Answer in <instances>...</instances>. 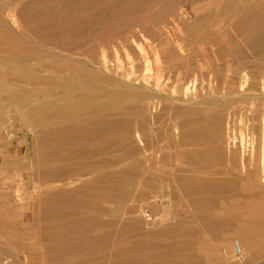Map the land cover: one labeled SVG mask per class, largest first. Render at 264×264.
<instances>
[{"label":"bare ground","instance_id":"obj_1","mask_svg":"<svg viewBox=\"0 0 264 264\" xmlns=\"http://www.w3.org/2000/svg\"><path fill=\"white\" fill-rule=\"evenodd\" d=\"M39 1H38V3H39ZM51 3H54V2L50 1V4ZM48 5H49V3H48ZM34 6L35 5H33L32 7H34ZM49 6H51V5H49ZM52 6H53V8L55 7V9H57L56 6L63 8L64 11H66V13H68L72 17L75 16L76 19H77V17H76L77 14L84 15L85 18L83 20H81V22H83L82 24L85 23V24L93 25V24L98 23V22H108V23L110 22V23H112L114 25L113 31L105 32V33H111L110 35H108V38H109L108 44L105 43V40H100L103 37H101L97 41V43L100 44L101 46H103V45L114 46L117 44V42L119 40L120 41L122 40L121 43H123V42L127 43V42L132 41V40L135 42V39H133V38H137V36L135 37L136 34H138V35L141 34L143 38H146L148 43H147V46H145V48H144L142 46V43L140 45L139 44L140 41H138V45H139V48L141 50L139 53V58H140L139 67H137L136 65H133L132 66L133 70L130 74L123 73V79L125 78L126 80L124 79V82H120L117 80L116 83H114L115 84L114 88H116L115 90L109 91V90H107V87H106V83L110 82V81L114 82L113 80L116 79L117 75H116L115 79H111L112 77L111 78H110V76L107 77L104 74L103 70L108 68V66L106 64L107 63L106 60L108 59V57L105 56L106 54H104V56L106 58L104 59L103 63H100L101 64L100 65L101 67L99 66L100 68H98L97 70H90L89 68H87V66L85 64L81 65L79 63V65L82 66L80 68L82 73L75 72V77H73V79H75L76 77L80 79L79 84H80V86L83 85L84 86V87L82 86L83 88L88 87V86H85V84L88 85L91 82L90 83V90H88L89 87L87 89L90 92L87 93V91H86L87 94L84 93L85 95H83L82 97H79L77 99H73V97H75V96L72 97L70 94L72 93L73 90L77 89L76 88L77 86L76 87L74 86L76 84V81H75V84H71L72 82L71 83L68 82L66 84V88H64V90H63L65 93L63 96H61V97L58 96V98H54L53 94L48 92V95L46 96V98L42 99L40 104L36 108L33 107L34 111L36 112V115H37L36 121H35V124H36L35 126L38 128V130L40 132L46 133L45 142L44 141H42L44 143L40 142V143L45 145V149L41 154L42 158L39 160V162H41V164H43L45 166L46 173H48V172L50 173L51 168H55L56 165L63 166L64 164H68V162L70 160H74L76 158V155H78L77 158H81V159L85 158V159L89 160L90 158L92 159L94 157L98 158V160H95V161L89 160V162L87 161V163L86 162H85V164L83 163L84 165L82 164L83 167H85L87 170L91 171V172H89L90 174H92L93 172H95L101 168H104V167L109 168V170H111V171H114L116 167H122L123 173H125V175L127 176V182H132L141 176V175H137V173L141 172V170L144 171V169L147 165V172L146 173H147V176L150 178V176H152V175H149L150 171H153V172L155 171L157 173V170H160L161 168L165 169V167H166V163L162 161V159H163L162 154L164 151L161 148H162V142L165 139H168L170 137L171 130L170 131L169 130L161 131L162 130L161 129L158 131L157 134H154V133L152 134L151 129L148 128L149 130L147 129L148 130L147 131V137L144 140V139H138L139 138L138 137L139 132L137 133L138 129H137L136 125H138V123H140V121L142 119L145 120V117L147 116V111L151 110V108H154L156 105H162L163 110L165 111V114H169L172 117L176 116L177 111L173 110V109H175V103H176V104H178L176 106V108L178 109V113H177L178 117H176V118H179V123H178L179 126L177 128V131L178 130L180 131L179 132V135H180L179 139H181V140H179V142H181L180 147L183 150H186V149L189 150L191 148V147L188 148L190 143L192 144V146H195V147L198 146L196 148L197 150H199L198 148L201 149V147L205 146L206 149L204 150V152H202L203 154H200V155L197 154L198 157L202 156V158H203L202 159V162H203L202 166H204L203 164H207L209 162L210 163L212 162L213 163L212 165H217V164H218V166L221 165L222 169H223V167L234 168V169H236L238 167H240V168L249 167L252 169V171L250 170L249 174L247 176L240 177L239 186L246 187L247 184L249 185L251 183L252 184L255 183L256 185L263 184L262 182H264V44H261V42H257V39H258V36H260V35L264 36V0H57L56 4L55 5L52 4ZM37 8H39V7H37ZM50 8H49V10H50ZM52 10L55 11L54 9H52ZM23 11H25V10H23ZM56 11H58V10H56ZM45 12H44V14H45ZM62 12H61V14L64 13V12L63 13ZM55 13H58V12H55ZM55 13H54V15H56ZM146 13H147V15H146ZM44 14H43V16H44ZM50 15H49V18H51ZM54 15L52 14V16H54ZM69 19H71V18H68V20ZM37 20H36V22L39 21V20L38 21ZM40 21H41V19H40ZM69 22L71 23V21H69ZM59 23H61V22H59ZM70 25H72V24H70ZM95 26H97V25H95ZM31 28H34V27H31ZM99 28L100 27H98V29ZM58 30H59V28H58ZM75 30H76V28H75ZM27 31H25V32H27ZM95 31H96V29H95ZM33 32H32V34H33ZM45 32H46V30H45ZM82 32H83V29H82V31H80V34L79 33L74 34V37L71 39V42H73V43H71L72 45L68 41V42H66V43L64 42L62 44L57 43V44H55V47L56 46H58V48L62 47L63 48L62 51L68 52L70 54L69 57L72 59L74 55H78L81 53V51L83 50L82 48L87 46V43L89 44V42H85L84 40H82L80 38L83 35ZM91 32H94L93 28H92ZM38 33H39V31H38ZM42 33H43V31H41V35L43 36L44 33L43 34ZM51 33H53V31ZM54 33H56V32H54ZM64 33L66 34V32H64ZM29 34H31V33L29 32ZM29 34H28V36H29ZM23 35H21V36H23ZM36 35L37 34H35V36ZM105 35H103V36H105ZM146 35H147V37H146ZM63 36L60 34V37H63ZM99 36H100V34H99ZM27 37H25V39H27ZM55 37H57V36H55ZM31 38H32V36H31ZM41 38H44V37H40V39ZM262 38L264 40V37H261V39ZM64 40H66V39H64ZM96 40H94V41H96ZM139 40H141V37ZM29 41H31V43L34 42L32 39ZM92 41H90V42H92ZM136 42H137V39H136ZM124 46H128V45L126 44ZM132 46L133 45H131L130 47H132ZM40 47H43V46L40 45ZM52 47L53 46H51V48ZM80 49H82V50H80ZM51 50H52V52L54 51V49H51ZM133 50H135V52H136V49H133ZM243 50L247 51V52L250 51L251 54L250 55L247 54L248 56L246 54L239 55V53ZM55 51H58V49ZM63 52H62V54H63ZM36 53H38V52H36ZM39 54L41 55V53H39ZM59 54H58V52H56V55H57V57L55 56L56 59L57 58L59 59V57H60V56L58 57ZM109 54H111V53H109ZM14 57H16V56H14ZM17 57H19V56H17ZM49 57L50 56H48V58ZM110 57L112 58V56H110ZM110 57H109V60H110ZM11 58H13V57H11ZM42 58H45V57H41V59ZM50 58H52V57H50ZM118 58H119L118 59V61H119L120 57H118ZM72 61H74L77 64L76 60H72ZM16 62H18V61H15L14 63H16ZM29 62H30V60H29ZM80 62H83V61H80ZM110 62H111V60H110ZM120 62H121V60H120ZM131 62H133V61H131ZM0 63H2V62L0 61ZM31 63H32V61H31ZM123 63H125V62H123ZM16 64H21V63H16ZM133 64H136V63H133ZM32 67H34V66H32ZM122 69H124V67H122ZM53 70H54V68H53ZM107 71L109 72V70H107ZM122 72H124V70ZM138 73H139V75H138ZM249 74L251 75L252 80H251V82H248V84L247 83L245 84V79ZM71 78H72V76H71ZM128 80H130V81L128 82ZM77 81H79V80H77ZM206 81L208 84L205 86ZM60 82H62V81H60ZM180 82H182L183 84L179 88ZM37 86H40V85H37ZM56 87H53V88H56ZM78 88H80V87H78ZM81 89L82 88H80L79 90L77 89V90L81 91ZM49 90H51V89H49ZM82 91H84V89ZM61 93H62V91H61ZM54 95H55V93H54ZM42 96H43V94H42ZM14 102H16V101H14ZM25 102H28V101L26 100ZM248 103H249L250 107H253V109H252L253 111L259 113L255 116V119L257 118L259 120V125L256 126V128L253 132L252 142H250L251 139L247 140L246 137H244V136L243 137L241 136L242 138L239 140L237 137L238 134L232 135L235 133L234 131H236V130H234L233 132L228 131V133L232 132L231 135L230 134L224 135V133L226 132V131L224 132V128H226L224 126L227 124V122H230L229 121L230 118L237 113L238 109L243 104H248ZM173 111L176 112V113H174L175 114L174 116H173ZM245 111H247V110L245 109ZM239 112H241V110ZM242 112H244V111H242ZM150 114H152V113H150ZM31 115H32V113H31ZM111 116H120V117L122 116V118L124 117V122L112 121V122L101 123V121L104 118L106 119V117L108 118ZM240 116H241V114H240ZM153 117H154V114H153ZM149 118H151V117H149ZM157 118L159 119L158 121H160L163 118V116L159 115V116H157ZM32 119H31V121H32ZM110 119L111 118H109V120ZM115 119H116V117H115ZM169 119H171V118H169ZM106 120H103V121H106ZM172 121H173V119H172ZM164 122L165 121H163V124H164ZM241 122H243V121H241ZM237 123H238V119H237ZM165 124H167V123L165 122ZM91 125L95 126V128L93 129ZM144 125H146V124H144ZM231 126H232V124H231ZM232 127H233V129H236L234 125ZM230 130H232V128ZM247 132L245 131L244 133H247ZM176 135H178V134H176ZM232 136H235V137H232ZM248 138H249V136H248ZM103 144H106V145L104 146ZM129 144H135V145L134 146L131 145L132 146L131 147ZM129 146H130V148H129ZM169 149H171L170 146H169ZM193 150H194V148H193ZM118 152H120L121 156H120V154L119 155L117 154ZM123 152H125V153L122 155ZM2 154H4V153H2ZM163 155H166V154H163ZM178 157H180L182 159V156H178ZM188 157H190V156H188ZM166 158H168V157L166 156ZM183 158H185V156ZM171 159H172V157H171ZM191 161H192V159H190V162ZM193 162H194V159H193ZM199 162H201V161H198V163ZM80 163H82V161H80ZM80 163H78V165ZM169 163H171V162H169ZM194 164H196V163H193V165ZM144 165H145V167H144ZM143 167H144V169H143ZM179 167H180V165H179ZM188 167H190V166H188ZM207 167H209V164ZM74 168L76 169V167H74ZM213 168H215V167H213ZM260 170H263V175L260 174ZM219 171H220V169L217 172H219ZM78 172L79 171L77 169V170H72V171H70V174H67L69 172H66V170H60L59 169V170H57L56 175L59 176L58 180H60L62 182H64V181L68 182L70 185H74L76 183V181H78L80 178L83 177V175L79 174ZM114 172H116V170ZM120 172H122V171H120ZM144 172H143V174H144ZM224 172L225 171H223V173ZM163 173H164V171H163ZM203 173H204V171H203ZM102 175H104V174H102ZM164 175H165V173H164ZM93 176H94V174H93ZM161 176H162V174H161ZM110 177L108 178V180L110 179L109 181H111L112 178L115 179L114 177H117V176H113L112 178H110ZM118 177H119V175H118ZM117 178H116V180H117ZM85 179H84V181L82 180L83 183L86 185V186L82 185L83 187L84 186L86 187V188L84 187L85 190L81 189V191H83V193L80 192L82 195L78 192H75L74 190L69 191V192L68 191L67 192H65V191L59 192V193L55 194L54 195L55 197H53L54 199H53V203H52L53 204L52 206L54 208L50 209L48 211L49 214H47V215L50 217L59 218V220L60 219L62 220L68 216H75V217L79 216L80 207H81V205H80L81 201L79 200L80 196H87V197L91 196L92 197V199H93L92 203H91V205H89L91 210L93 209L95 211L100 212V210H102L101 209L102 204L108 205L110 202H107V199H105V197H106V195H109V194L111 195L112 190H110V191L107 190V192H100L98 190L99 192L97 191L98 193L95 192L96 193L95 194L92 192V186H94V185L91 186V178L86 179V180ZM104 180H106V179H104ZM145 180L147 181V179H145ZM204 180L205 179H203V181ZM212 180L213 179H211L210 182H212ZM96 181H99V180H96ZM106 182H108V181H106ZM200 182L198 184H203V182H201V183ZM208 182L205 184H208ZM213 182H214V180H213ZM210 184L211 183H209L208 185L210 186ZM50 185L52 186V183ZM197 186H198V188H197ZM197 186L193 187V189L191 187H189V189H192V191H194L195 190L194 188H197V189H199L198 191H200V192L202 191L203 194H204L203 190L205 189L206 196H205L204 201H203V206L205 207V209L209 210L210 206L213 207L211 205L212 204L211 202L214 200L213 197H212V199L209 198L210 196H208V194L210 195V193H207L211 186L210 187L209 186L207 187L206 185H200V186L197 185ZM111 187H113V186H111ZM143 188H145V186H143ZM147 188L150 189V186H148ZM253 188H252V190H251V188H249V189L251 191H253L254 190ZM246 189H247V187H246ZM213 190H210L209 192H212ZM250 190H247V191H250ZM12 191H11V193H12ZM186 191H189V190H186ZM198 191H197V193H200ZM215 191H217V190L215 189ZM215 191H213V192L215 193ZM149 192H147L148 195L150 193H152V194L154 193L152 191L150 193ZM195 192H196V190H195ZM258 192H260V193H258V194L255 193L254 196H251V197L252 198L254 197V199H255L256 196H261V195L264 196V190L263 189L258 191ZM7 193H10V192H7ZM253 193L254 192H252V194ZM190 194H191V192H190ZM139 195H141V193ZM107 197L109 198V196H107ZM129 197H131V196H129ZM158 197L161 198L159 194H158ZM175 197H177V196H175ZM206 197H208V198H206ZM134 198H135V196H134ZM83 200H85V199L83 198ZM89 200H91V199H89ZM131 200H130V202H132ZM139 200L141 201V199H138L137 201H139ZM83 203H87V202L84 201V202H82V204ZM175 203H177V202H175ZM252 203H254V202H252ZM139 204L140 205L142 204L143 207L145 205L144 202H141ZM146 204H147V202H146ZM160 204L163 205L162 201L160 202ZM160 204H159V210L161 207ZM85 205L86 204H83L82 206L84 208H86L87 206L85 207ZM193 205H195V204H193ZM127 206H129V205H127ZM130 206H133V205L131 204ZM103 207H104V205H103ZM116 207H118V206H116ZM137 207L134 206V208H137ZM146 207L147 206H145V208ZM151 207H152V205H151ZM108 208H106V209L109 211L110 208L109 209ZM224 209H226V208H224ZM232 209L233 208H231V210ZM87 210L88 209H86V212H87ZM104 210H102V211H104ZM114 210H116V209H114ZM132 210H133V207H132ZM132 210H131V212H133ZM141 210L139 213H141ZM231 210H226V211H223V210L220 211L219 210L220 213H218V215H219L218 217L207 218L205 223L207 222L208 229L209 228H211L209 230H212V229L218 230V228L224 229V227L227 225V221H226L227 218H225V217L226 216L231 217V215L233 213L232 211H234V210H232V211ZM108 211H105V212H108ZM134 211L136 212V210H134ZM161 211H163V210L161 209ZM48 212H46V213H48ZM81 212H82V210H81ZM109 213L111 215H113L112 211H109ZM123 213H124V211H123ZM139 213H136V215H138ZM143 213H145V212H143ZM143 213H141L140 217L139 216L136 217L135 213H134V216L136 218H141V219H143V217L146 218V214H143ZM103 214L106 215V213H104V212H103ZM156 214H155V216H156ZM252 214H253L252 217L254 220L253 221L254 223H252L253 226L251 227L252 230L249 232L250 233L249 235L247 234V235H244L242 237V241H241L242 243L238 242V247L241 249L242 254L246 253L248 250H258L260 248V241L257 240V238H258L257 236H258L259 232H262L264 230L257 227V224L255 222V220L258 216L257 212H253ZM92 215H95V214L92 213ZM111 215L110 216L108 215L109 218L111 217ZM142 215H143V217H142ZM161 215H162L161 217L160 216H158V217H160L164 220L166 218V215H168V213L164 212ZM153 216H154V214H153ZM114 217L115 216H113V218ZM116 217H117V215H116ZM125 217H126V215H125ZM247 217H249V216H247ZM92 219H94V218H92ZM111 219L112 218H110V221H111ZM162 219L159 221L163 224L166 223V222H164L165 220L162 221ZM59 220L56 221L54 223V225L50 226V228L47 227L45 229V231H47V233H48V230L50 231L51 227L54 229V231L52 232V234H49V236H47V238L45 237V239H43V240L47 241V240H52L53 238L55 239L56 237H58V238L62 237L65 239V241L69 242L68 245L66 246V248L63 249L57 245H55V246L50 245L48 247V250H47L46 244L40 245V250H42L45 255H47V252L49 251V253H50V255H49V261L50 262L49 263H51V264H105V263H107V264H202L204 261H207L208 264H222V263H227V259H226L227 258L226 257L227 249H230L232 247L231 236L229 234H226L225 230H224L225 233L220 234L221 235L220 239H219V237L216 238L219 240H217L218 242L215 240L217 242L215 244H213L207 240H204V239H202L200 241V243L199 242L196 243L192 239V236H193L191 234L192 232L188 233L187 230H186L187 232H185L184 228H182L183 224L178 223V226H180L183 229V231H181L179 234L176 235V232L178 230H176L177 227L174 228V226H173L174 230H176V231H174L175 236H177V238L180 239V241L178 240V242L172 241L170 243H167V245L162 246L160 243L156 244V242H157V240H156L155 243L154 242L141 243V244H139L138 249L133 247V246L128 247V248H124L123 247L124 242H122L123 244L119 245L120 247H117L113 251L110 250L111 252H108L109 254L103 253V251H101V253L99 254V258H97V257H95V255L97 254V250L98 249L100 250V247L94 246L93 247L94 249H92V248L91 249L90 248L85 249V248L77 246L75 244V242L73 241L75 234H78V233L82 234L84 231V229L82 228L83 224L81 225L82 222L78 219L74 220L73 225H75V227H77L74 230L71 227L72 225L69 222L70 220L69 221L66 220L65 222H61ZM97 220H99V219H97ZM101 220H102V218H101ZM112 220L115 222L114 219H112ZM151 220H150V222H151ZM113 221L110 223L111 225L113 224ZM83 222H85V221L83 220ZM16 223H18V221ZM149 223H147V225ZM175 223H177V222H175ZM96 224L97 223L95 222V225ZM154 224L156 226L157 223H154ZM166 224H164L165 227H168L169 225L172 226V224H170V223H166ZM162 225L159 226L160 229H158L157 232H155L154 234L152 232V235H151L152 239L156 238V239L160 240V238H163V237L172 238V235L174 234L172 232V228H170L171 231H169L170 229L165 230V228ZM243 225L245 226L244 223H243ZM96 226H99V224ZM129 226H130V224H129ZM155 226L153 227V229H156ZM92 227H95L94 224L92 225ZM239 227L241 228V225ZM132 228H133V226H132ZM95 229L96 228H94V231H95ZM145 229H146V227H145ZM145 229L143 228V230H145ZM245 229L249 230L247 228V225L243 229L241 228L242 231H244ZM260 230H262V231H260ZM51 231H52V229H51ZM123 231H125V230H123ZM179 231H180V228H179ZM119 232H120V230H119ZM127 232H125V233H127ZM47 233H45V234H47ZM147 233H149V232H147ZM193 233H194V231H193ZM91 234H92V232H91ZM93 236H94V234H93ZM93 236H91V237H93ZM148 236H149V234H148ZM145 238H146V236H145ZM115 239H117V238H114V240ZM123 239H125V238L123 237ZM87 240H89V239L87 238ZM90 240H91V238H90ZM98 243L100 244V242H98ZM108 243H110V242H108ZM262 243H264V242H262ZM111 244H112L111 246H113V243H111ZM116 244H117V242H116ZM119 244H121V241ZM159 244L161 246H159ZM83 247H85L84 244H83ZM104 247L106 248V246H104ZM114 247H115V243H114ZM35 248H36V246L32 247L33 250ZM233 248H234V251H235V249L237 250L236 246L235 247L233 246ZM103 249H101V250H103ZM161 249L162 250L164 249V252H159V250L161 251ZM195 253H200V254L202 253V254H201V256L198 257V255H195ZM234 253H236V251ZM32 255H33L32 252H27V251L26 252H18L16 250H13L10 252V256L12 257V259L14 261L13 264H30L31 259H32ZM82 255H83V257H84V255H87V257L89 256L90 259L85 260V258L84 259L81 258L82 260H85V261H80L79 258ZM164 255L166 256V259H161V258H163ZM97 256H98V254H97ZM39 257H40V255H39ZM113 258H117V260L115 262H113L112 261ZM2 259H4V258H2ZM100 259H101V262H100ZM246 262H247L246 260H243V261H240L238 264H246ZM204 264H205V262H204Z\"/></svg>","mask_w":264,"mask_h":264},{"label":"rangeland","instance_id":"obj_2","mask_svg":"<svg viewBox=\"0 0 264 264\" xmlns=\"http://www.w3.org/2000/svg\"><path fill=\"white\" fill-rule=\"evenodd\" d=\"M38 1L39 0H0V61L2 62V63H0V190L2 191V192L0 191V264H13L14 261H13L12 257L10 256V252L13 250H16L18 252H26V251L32 252L33 255H32V259H31L30 264H38V263L41 264L42 262H43L42 264H47V263L51 264V263H49L50 262L49 261V255H50L49 251L47 252V255H45L44 252L42 250H40V245L46 244L47 250H48V247L50 245H54V246L57 245V246H60L61 248L64 249V248H66V246L69 243V242L65 241V239L62 237H59V238L56 237L55 239L53 238L52 240H47V241L43 240V239H45V237L47 238V236H49V234H52V232L54 231V229L52 227H51L52 231L50 229L51 232L47 229L48 233H47V231H45V229L47 227L50 228V226L54 225V223L59 220V218L50 217L47 215V214H49L48 211L50 209L54 208L52 206L53 205L52 204L53 199H54L53 197H55L54 196L55 194H57L59 192H64V191L69 192V191L74 190L75 192L83 193V191H81V189L85 190L84 187L86 185L83 183L85 178L86 179L91 178V186L94 185V186H92V192L93 193L97 192L98 190L100 192H107V190L108 191L112 190L111 195L110 194L106 195V197L109 196V198L105 197V199H107V202H110V203L108 205L102 204L101 209L102 210L105 209V210L104 211L100 210V212H99V211H95L93 209L91 210V208L89 206V205H91L92 200H93L91 196L90 197L80 196L79 200L81 201V204H80L81 207H80L79 216H76V217L75 216H68L62 220L60 219L59 221L65 222L66 220H68V221L70 220L69 222L72 225L71 227H72V229L75 230L77 227H75V225H73V221L77 220V219L80 220L82 222L81 225L83 224L82 228L84 229V231L82 234L81 233L75 234L73 241L75 242V244L77 246L85 248V249L86 248L94 249L93 248L94 246L100 247V250L98 248H97L98 250L96 249L98 256L96 254L95 257H97V258H99V254L101 253V251H103V253L111 252L114 249H116L117 247H120L119 245H122L123 244L122 242H124V244H123L124 248H128V247L133 246L137 249H138L139 244H141V243H147V242H154L155 243L156 240H157L156 244L160 243L162 246L167 245V243H170L172 241L178 242V240L180 241V239L177 238V236H175L174 231L178 230L177 231L178 233L176 232V235H177L181 231H183L182 228H184L185 232H187V231H188V233L192 232L191 233L193 235L192 239L196 243H198V242L200 243V241L202 239H204V240H207L213 244L218 242L217 240L220 239V236H221L220 234L225 233L224 232V230H225L226 234H229L231 236L232 247L230 249H227V255H226L227 263H222V264H238L240 261H243V260L247 261L246 264H264V243H262V242H264V231L260 230L262 232H259V234L257 236L258 237L257 240L260 241V248L258 250H248L246 253H244L242 255H237L236 253H234L236 251V249L234 251V248H233V246L234 247L238 246V242L242 243L241 241H242V237L244 235L250 234L249 232L252 230L251 227L253 226L252 223H254L253 222L254 220L252 217L253 212H257V214H258V216L255 220L257 227L264 230V196H262V195L256 196L255 199H254V197L253 198L251 197V196H254L255 193H257V194L260 193L258 191H260L262 189L264 190V182H262L263 184H260V185L259 184L256 185L255 183H253V184L251 183L249 185L247 184L246 185L247 189H246V187H244V186L243 187L239 186V179H240V177L247 176L249 174V171L250 170L252 171L251 168H249V167H246V168L238 167V168L234 169V168L223 167V169H222L221 165H219L220 167L218 166V164L212 165L213 164L212 162L211 163L209 162L207 164H203L204 166H202V163H203L202 159L203 158H202V156L198 157L197 154H199V155L203 154L202 152H204V150L206 149L205 146L201 147V149L198 148L199 150H197L196 148L198 146H196V147L192 146V144L190 143L188 148L191 147L192 149L190 148L189 149L190 151L188 149L183 150L180 147L181 142H179V140H181V139H179L180 138V135H179L180 131L179 130L177 131V128L179 126V124H178L179 118H176V117H178L177 116L178 109L176 108V106L178 104H176V103H175V109H173V110L177 111V113L175 111H173V116L175 115L174 113H176V116L172 117L169 114H165V111L163 110V106L162 105H156L154 108H151V110L147 111V116L145 117V120L142 119L140 121V123H138V125H136V127L138 129L137 133L139 132L138 133V135H139L138 139H144V140L147 137V131L149 129H151L152 134L153 133L157 134L158 131L161 129H162L161 131H166V130L170 131L171 130V132H170L171 138L169 137L168 139H165L162 142V148H161L164 151V152L162 151L163 154H166V155L162 154V157H163L162 161L166 163V167H165V169L161 168L160 170H157L158 174L155 171L154 172L150 171L149 175H152V176H150V178H149L147 176V173H146L147 172V165H146V167L144 165L145 169L143 167L144 171L145 170L146 171L144 172L141 170V172L137 173V175H141V176L132 182H127V176L125 175V173H123L122 167H116L115 168L116 172H114L115 170L111 171V170H109V168L104 167V168H101V169L93 172L92 174H90L89 172H91V171L87 170L85 167H83V165L85 164V162L86 163H87V161L89 162V160L95 161V160H98V158L94 157L92 159L90 158L89 160L85 159V158L81 159V158H77L78 155H76V158L74 160H70L68 162V164H64L63 166L56 165L57 167L58 166L59 167L57 168L55 166V168H51L52 172L50 171V173L49 172L46 173L45 166L43 164H41V162H39V160L42 158L41 154L45 149V145L42 143L45 142L46 133L40 132L38 130V128L35 126L36 125L35 121H36L37 115H36V112L34 111V108H36L40 104L42 99L46 98V96L48 95V92L52 93L54 98H58V96H60V97L63 96L65 94L63 90H64V88H66V84L68 82H70V83L72 82L71 84H75V81H76V84L74 86L75 87L77 86L76 88L78 90L80 88H82L81 91H78L77 89L72 91V93L70 95L72 97L75 96V97H73V99H77L79 97H82L83 95H85L84 93H86V91H87V93L90 92L88 90H90V83L91 82L88 85L85 84V86H88L89 89H88V87L83 88L84 86L83 85L80 86V84H79L80 83L79 78L76 77L75 79H73V77H75V72L82 73V71L80 69L82 66H80L79 63L81 65L85 64L87 66V68H89L90 70H97L98 68L101 67L100 63L104 62V59L106 58L105 56L108 57V59L106 60L107 61L106 64H107L108 68L103 70L104 74L107 77H109V76H110V78L112 77L111 79H115V77L117 75L116 79L113 80L114 82L110 81V82H107L108 84L106 83V87H107V90H109V91L115 90L116 88H114L115 87L114 83H116L117 80L120 82H124L125 78L123 79V73L130 74L133 70L132 69L133 65H136L137 67H139V64H140L139 53L141 50L139 48L138 41H140L139 42L140 45L142 43V46L144 48H145V46H147L148 42H147L146 38L142 37L141 34H139V35L136 34L135 37L137 36V38H133V39H135V42L132 40V41H129L127 43H124V42L121 43L122 40L121 41L119 40L117 42V44L114 46L107 45L109 48L106 45L101 46L100 44L97 43V41L101 37H103L100 40H105V43L108 44V40H109L108 35H110L111 33H105V32L113 31L114 25L112 23H110V22L109 23L108 22H98V23H95L93 25L85 24V23L82 24L83 22H81V20H83L85 18L84 15L77 14L76 15L77 19H76L75 16H73V17L70 16L68 13H66V11H64L63 8H61L59 6H56L57 9H55V7L53 8L52 4L55 5L57 0L56 1L50 0V1L54 2L51 4H50L49 0H46L47 2L45 0H40L39 3H38ZM48 3L52 7L49 6ZM33 5H35V6L32 7ZM37 7H39V8H37ZM48 7L49 8L51 7L50 10ZM52 9H54L55 11H53ZM23 10H25V11H23ZM56 10H58V11H56ZM44 12H45V14H44ZM55 12H58L59 14L55 13ZM61 12L63 14H61ZM54 13L56 15H54ZM43 14H44V16H43ZM52 14L54 16H52ZM49 15L51 18H49ZM146 15H147V13H146ZM68 18H71V19L68 20ZM40 19H41V21H40ZM36 20L38 22H36ZM69 21H71V23ZM59 22H61V23H59ZM61 24L63 26L65 24L66 25L63 27ZM70 24H72V25H70ZM95 25H97V26H95ZM31 27H34V28H31ZM98 27H100V28L98 29ZM58 28H59V30H58ZM75 28H76V30H75ZM92 28L94 29V32H91ZM82 29H83V32H82L83 35L81 34L82 36L80 38L82 40H84L85 42H89V44L87 43V46H85V47L83 46L84 47V48H82L83 50L80 49V50H82L80 54L74 55L73 58L71 59L69 57L70 54L68 52L62 51L63 50L62 47H60V48H58V46L55 47V44H57V43L62 44L64 42L66 43L68 41L70 42V44L73 43V42H71V39L74 37V34H77V33L80 34V31H82ZM95 29H96V31H95ZM24 30L25 31L28 30L27 31L28 33L25 32ZM45 30H46V32H45ZM51 30L53 31V33H51L52 32ZM38 31H39V33H38ZM41 31H43V33L45 32L43 36L41 35ZM29 32L31 34H29ZM32 32H33V34H32ZM54 32H56V33H54ZM64 32H66V34ZM22 33L23 34L25 33V34L23 35ZM28 34H29V36H28ZM35 34H37V35L35 36ZM60 34L62 36L63 35L64 36L60 37ZM99 34H100V36H99ZM21 35H23V36H21ZM103 35H105V36H103ZM31 36H32V38H31ZM55 36H57V37H55ZM25 37H27L28 40L25 39ZM40 37H44V38L40 39ZM140 37H141V40H139ZM146 37H147V35H146ZM261 37H264V36H262V35L258 36L257 42H261V44H264V40H263V38L261 39ZM31 39L34 41L33 43H31V41H29ZM64 39H66V40H64ZM93 39L96 41H94ZM136 39H137V42H136ZM90 41H92V42H90ZM126 44L129 47L131 45H133V46L129 48L128 46H124ZM40 45L43 47H40ZM51 46H53V47L51 48ZM48 48L50 50L54 49V51L52 52V50L50 51ZM57 49H58V51H55ZM133 49H136V52ZM34 50L38 53H36ZM56 52H58V54L59 53L61 54V55L60 54L58 55V57L60 56L59 59L58 58L56 59V57H57ZM62 52H63V54H62ZM39 53H41V55ZM109 53H111V54H109ZM104 54H106V55L104 56ZM244 54L250 55L251 53H250V51L247 52L244 50L239 53V55H244ZM10 56L13 58H11ZM14 56H16V57H14ZM17 56H19L20 58ZM48 56H50L52 58L49 57L50 58L49 59ZM110 56H112V58ZM41 57H45V58L41 59ZM109 57H110L111 62L109 60ZM118 57H120L121 62H120V60L118 61V59H119ZM29 60H30V62H29ZM72 60H76L77 64ZM15 61H18L16 63H21V64H16V63H14ZM31 61H32V63H31ZM80 61H83V62H80ZM131 61H133V62H131ZM123 62H125V63H123ZM133 63H136V64H133ZM32 66H34V67H32ZM52 67L54 68V70ZM122 67H124V69H122ZM107 70H109V72ZM123 70H124V72H122ZM138 75H139V73H138ZM71 76H72V78H71ZM77 80H79V81H77ZM251 80H252L251 75L249 74L245 79V84L246 83L248 84V82H251ZM60 81H62V82H60ZM129 81L130 80H128V82ZM205 83H206L205 84V86H206L208 83H207V81ZM182 84H183L182 82L179 83V88L182 86ZM37 85H40V86H37ZM53 87H56V88H53ZM78 87H80V88H78ZM49 89H51V90H49ZM83 89H84V91H82ZM61 91H62V93H61ZM54 93H55V95H54ZM42 94H43V96H42ZM26 100L28 102H25ZM14 101H16L17 103ZM245 109L247 111H245ZM252 109H253V107H250L249 103L243 104L238 109L237 113L230 118V120H229L230 122H227V124L224 126V127H226V128H224V132L226 131L224 133V135L225 134L231 135L232 132L234 130H236V131H234L235 133L232 135L238 134L237 137L239 140L244 136V137H246L247 140L251 139L250 142H252L253 132H254L256 126L259 125V120L257 118L255 119V116L259 113L253 111ZM240 110H241V112H239ZM242 111H244V112H242ZM31 113H32V115H31ZM150 113H152V114H150ZM153 114H154V117H153ZM240 114H241V116H240ZM159 115L163 116V118L160 121H158L159 119L157 118V116H159ZM115 117H116V119H115ZM149 117H151V118H149ZM109 118H111L112 120L111 119L109 120ZM169 118H171V119H169ZM31 119H32V121H31ZM106 119L104 118L103 120H106V121L102 120L101 123L112 122V121L124 122V117L122 118V116L121 117L120 116H111L108 118L106 117ZM172 119H173V121H172ZM237 119H238V123H237ZM163 121H165L167 124H165V122L163 124ZM241 121H243V122H241ZM230 123L232 124V126L234 125L236 129H233V127L231 126ZM144 124H146V125H144ZM92 128L94 129L95 126H92ZM231 128H232V130H230ZM228 131H232V132L228 133ZM245 131L246 132L248 131V132L244 133ZM176 134H178V135H176ZM248 136H249V138H248ZM232 137H235V136H232ZM42 141H44V142H42ZM40 142H42V143H40ZM103 145L105 146L106 144H103ZM129 145L134 146L135 144H129ZM130 146H129V148H130ZM169 146L171 149H169ZM193 148H194V150H193ZM2 153H4V154H2ZM124 153L125 152H123L122 155ZM117 154L119 155L120 152H118ZM120 156H121V154H120ZM166 156L168 158H166ZM178 156H182V159ZM184 156H185V158H183ZM188 156H190V157H188ZM171 157H172V159H171ZM190 159H192L191 162H190ZM193 159H194V162H193ZM80 161H82V163H80ZM198 161H201V162L198 163ZM169 162H171V163H169ZM78 163H80L79 164L80 166L78 165ZM193 163H196L198 166L196 164L193 165ZM208 164H209V167H207ZM179 165H180V167H179ZM188 166H190V167H188ZM74 167H76V169ZM213 167H215V168H213ZM218 168L220 169L219 172H217L219 170ZM59 169L60 170H66V172H69L67 174H70V171H72V170L78 169V171H79L78 173L83 175V177L80 178L78 181H76V183L74 185H70L68 182H65V181L62 182V181L58 180L59 176H57L56 173H57V170H59ZM120 171H122V172H120ZM163 171H164L165 175H164ZM203 171H204V173H203ZM223 171H225V172L223 173ZM143 172H144V174H143ZM93 174H94V176H93ZM102 174H104V175H102ZM161 174H162V176H161ZM260 174L263 175V170H260ZM118 175H119V177H118ZM113 176H117L118 178L114 177L115 179H113L112 178ZM109 177L112 178L111 181H109L110 179L108 180ZM116 178H117V180H116ZM210 178L214 180V182L212 180L213 183L210 182L211 181ZM104 179H106V180H104ZM145 179H147V181ZM203 179H205V180L203 181ZM96 180H99L100 182L96 181ZM103 180L105 182L106 181H108V182L105 183ZM200 181L203 182V184H198ZM207 182H208V184L211 183L210 186L212 188L208 184H205ZM51 183H52V186L50 185ZM82 185H85V186L83 187ZM110 185L113 187H111ZM195 185L196 186L197 185H199V186L200 185H206L207 187L209 186L210 187V189L208 188L209 191L213 190V189H214L213 191H215V189L217 190V191H215V193L213 191L212 192L206 191L207 193H210V195L208 194V196H210L209 198H211V199H212V197L214 198V200H213L214 202L213 201L211 202L212 203L211 205L213 207L210 206L209 210L205 209V207L203 206V201H204V198L206 196L205 189L203 190L204 194L202 193V191L201 192L198 191L199 190V189H197L198 186H197V188H194L196 190V192H195V190L192 191L193 187H196ZM143 186H145V188H143ZM148 186H150V189L147 188ZM189 187H191L192 189H189ZM248 187L251 188V190H252V188L254 190L251 191ZM148 190L150 192L152 191L154 193L152 194ZM177 190L178 191L180 190V191L178 192ZM186 190H189V191H186ZM247 190H250V191H247ZM11 191H12V193H11ZM197 191L200 193H197ZM7 192H10V193H7ZM139 192L141 193V195H139L140 194ZM147 192H149L150 194L148 195ZM190 192L192 195L190 194ZM252 192H254V193L252 194ZM158 194L160 195L161 198L158 197ZM174 195L177 197H175ZM129 196H131V197H129ZM134 196H135V198H134ZM191 197L192 198L194 197V198L192 199ZM83 198L85 200H83ZM206 198H208V197H206ZM89 199H91V200H89ZM138 199H141V201L140 200H139L140 202L137 201ZM130 200L135 205L132 202H130ZM84 201L87 202V203H83V204H86L85 205V207L87 206L86 208H84L82 206L83 205L82 202H84ZM161 201H162L163 205L160 204ZM141 202H144V204H145L144 207L142 204L141 205L139 204ZM146 202H147V204H146ZM175 202H177V203H175ZM252 202H254V203H252ZM125 203L129 206H127ZM158 203L161 206L160 210H159V204ZM192 203L195 205H193ZM131 204L133 206H130ZM103 205H104V207H103ZM151 205H152V207H151ZM116 206H118V207H116ZM134 206L135 207L138 206V207L134 208ZM145 206H147L146 207L147 209L145 208ZM132 207H133V210H132ZM106 208H108L109 211H112L113 215H111ZM224 208H226V209H224ZM231 208H233L232 210H234V211H232ZM86 209H88L87 212H86ZM114 209H116V210H114ZM161 209L163 211H161ZM81 210H82V212H81ZM131 210L133 212H131ZM134 210H136V212ZM140 210H141V213L145 212L143 214H146V218L149 221L145 217H143V215H142L143 219L136 218L138 216L139 217L141 216V213H139ZM219 210L220 211L231 210L233 212L232 213L233 216L231 215V217H227V216L225 217L223 215L225 218H227L226 219L227 225L224 227V229L218 228V230L217 229L209 230L211 228L208 229L207 222L205 223V221L209 217L210 218L211 217H218L219 216L218 213H220ZM105 211H108V212H105ZM123 211H124V213H123ZM46 212H48V213H46ZM103 212L106 213V215L103 214ZM164 212L168 213V215H166V218L164 219L165 221L162 218H160L162 216L161 214H163ZM92 213L95 215H92ZM134 213H135L136 217L134 216ZM136 213H139L140 215L139 214L136 215ZM152 213L154 214V216ZM155 214H156V216H155ZM108 215L109 216L111 215L110 218L114 219L115 222L112 219L110 221V218ZM116 215H117V217H116ZM125 215H126V217H125ZM113 216H115V217L113 218ZM158 216H160V217H158ZM247 216H249V217H247ZM92 218H94V219H92ZM101 218H102V220H101ZM97 219H99V220H97ZM161 219H162V221H164L166 223L172 224V226L169 225L170 227L169 226L165 227L164 224H166V223H164V224L161 223L159 221ZM83 220L85 222H83ZM150 220H151V222H150ZM17 221H18V223H16ZM112 221H113V224L111 225L110 223ZM95 222L97 223L96 225L99 224V226H96ZM153 222L157 223L156 226ZM175 222H177V223H175ZM128 223L130 224V226ZM147 223H149V224L147 225ZM178 223L183 224L182 228L180 226H178ZM243 223L245 224V226L243 225ZM93 224L95 227H92ZM131 225L133 226V228ZM161 225L165 228V230L172 228V232L174 233L172 235V238L163 237V238H160V240L156 239V238H153V239L151 238L152 232H153V234L155 232H157L158 229H160L159 226H161ZM240 225H241L242 229L244 227H246V225H247V228L249 230L245 229L244 231H242L241 228L239 227ZM154 226L156 227V229H153ZM173 226H174V228L177 227L178 229L176 228V230H174ZM145 227H146V229H145ZM94 228H96L95 231H94ZM143 228L145 230H143ZM179 228H180V231H179ZM119 230H120V232H119ZM123 230H125V231H123ZM169 231H171V229ZM193 231H194V233H193ZM91 232H92V234H91ZM125 232H127V233H125ZM147 232H149V233H147ZM45 233H47V234H45ZM93 234H94V236H93ZM148 234L150 237L148 236ZM90 235L93 237H91ZM145 236H146V238H145ZM123 237L125 239H123ZM218 237H219V239H216ZM87 238L89 240H87ZM90 238H91V240H90ZM114 238H117V239L114 240ZM120 241H121V244H119ZM98 242H100V244ZM108 242H110V243H108ZM116 242H117V244H116ZM82 243L84 244L85 247H83ZM111 243H113V246H111L112 245ZM114 243H115V247H114ZM160 244H159V246H161ZM33 246H36V248L34 250L32 249ZM104 246H106V248L107 247L108 248L106 249ZM101 249H103V250H101ZM159 252H164V249L163 250L161 249V251L159 250ZM201 254L195 253V255H198V257L201 256ZM39 255H40V257H39ZM85 256L87 257V255H84V257L82 255L79 258L80 261H85L86 259H90L89 256L87 258ZM2 258H4V259H2ZM81 258L82 259L85 258V260H82ZM161 259H166V256L164 255L163 258H161ZM116 260H117V258L112 259L113 262H115ZM100 262H101V259H100ZM204 262H205V264H208L207 261H204ZM204 262L202 264H204ZM105 264H107V263H105Z\"/></svg>","mask_w":264,"mask_h":264},{"label":"built area","instance_id":"obj_3","mask_svg":"<svg viewBox=\"0 0 264 264\" xmlns=\"http://www.w3.org/2000/svg\"><path fill=\"white\" fill-rule=\"evenodd\" d=\"M236 254L237 255H242V251H241V249L238 246H237Z\"/></svg>","mask_w":264,"mask_h":264}]
</instances>
